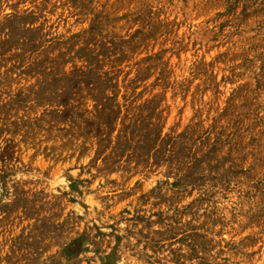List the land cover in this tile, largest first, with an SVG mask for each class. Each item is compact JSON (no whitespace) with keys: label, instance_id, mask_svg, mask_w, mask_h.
<instances>
[{"label":"rangeland","instance_id":"obj_1","mask_svg":"<svg viewBox=\"0 0 264 264\" xmlns=\"http://www.w3.org/2000/svg\"><path fill=\"white\" fill-rule=\"evenodd\" d=\"M0 264H264V0H0Z\"/></svg>","mask_w":264,"mask_h":264}]
</instances>
